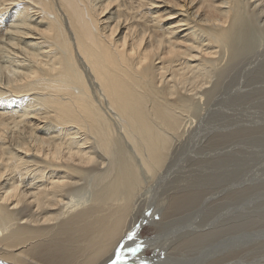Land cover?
<instances>
[{
	"label": "bare ground",
	"instance_id": "1",
	"mask_svg": "<svg viewBox=\"0 0 264 264\" xmlns=\"http://www.w3.org/2000/svg\"><path fill=\"white\" fill-rule=\"evenodd\" d=\"M263 38L264 0H0V264H263L237 234L259 190L169 182L185 135L264 137L219 111L264 94Z\"/></svg>",
	"mask_w": 264,
	"mask_h": 264
},
{
	"label": "rangeland",
	"instance_id": "2",
	"mask_svg": "<svg viewBox=\"0 0 264 264\" xmlns=\"http://www.w3.org/2000/svg\"><path fill=\"white\" fill-rule=\"evenodd\" d=\"M262 44L263 45L260 46L261 48H258L257 44V51L264 50V42ZM246 77L248 79L250 76ZM261 83H257V89L263 90L264 84ZM223 110L226 111L224 112ZM219 111H222L224 114L226 113L225 116L227 115L226 117L228 118V120L231 119V121H233V117L236 118L239 123L238 126L246 125V127L250 128L251 126H256L264 131V94L255 96L251 103H249L248 105L242 104V106L240 105L236 108L225 107L224 109L222 108V110ZM258 132H260V130ZM196 142L197 141H190L188 136L185 135V137L179 139V141L175 143V148L173 149V151L175 152L173 155V159H177V162H180L181 164L175 162L178 167H175L173 169L174 171L171 174L172 178L169 182H172L179 177H190V175H192V173L194 172H204L207 174L216 171L217 173L221 174L232 173L233 175H238L239 181L236 183V185L240 188L253 186L256 190H259V192L255 193L250 198L255 197L258 201V204H261V207H250V210L241 212L242 214L240 215L243 216V218L240 220L241 226H239V228H237L238 231H236L239 237H245L241 239L242 249L245 253L248 252V254H243V260H248V262H254L258 260L264 264V260L262 261V259H264V250H260V252L252 251V249L255 247L254 245L260 246L261 244H264V220L260 222L255 221L257 219H264V137H254L251 141L248 142L241 141L235 146H229L224 148L223 150L219 149V151H217V149H212L211 151H209L211 155L208 157L197 156L195 153H193V155L188 154V152L190 151L197 153L199 152L201 147L199 148V143ZM196 149L199 150L197 151ZM213 150H216L217 152L212 153ZM185 152L186 154H184ZM224 153L233 155V157L228 159L233 161V163L230 164L227 169L223 168L217 171L214 170L211 166H206L207 168L202 169L201 167L195 166L191 163V161L199 163L201 161L212 162L217 158L215 155H224ZM180 185L184 186L185 184L182 183ZM254 201L256 202V200ZM230 231L235 230L231 228ZM154 232V227L152 225H149L148 222L145 223L142 228V234L144 238L146 239L153 236L156 233ZM256 235L258 236L252 238ZM261 236L263 238H260ZM262 248L264 249V247ZM147 255L149 257H152L153 251H148Z\"/></svg>",
	"mask_w": 264,
	"mask_h": 264
}]
</instances>
